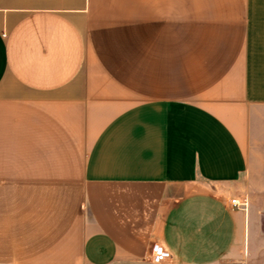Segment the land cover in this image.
I'll return each instance as SVG.
<instances>
[{
	"label": "crops",
	"instance_id": "crops-1",
	"mask_svg": "<svg viewBox=\"0 0 264 264\" xmlns=\"http://www.w3.org/2000/svg\"><path fill=\"white\" fill-rule=\"evenodd\" d=\"M252 143L248 0H0V264H264Z\"/></svg>",
	"mask_w": 264,
	"mask_h": 264
},
{
	"label": "rangeland",
	"instance_id": "rangeland-1",
	"mask_svg": "<svg viewBox=\"0 0 264 264\" xmlns=\"http://www.w3.org/2000/svg\"><path fill=\"white\" fill-rule=\"evenodd\" d=\"M249 4V24H250V57L253 67L264 72V0H248ZM251 166L254 172L264 166V148L261 149L255 143L251 144ZM256 203L261 205L264 214V195L255 198ZM264 261V256L261 258ZM147 264H153L148 262Z\"/></svg>",
	"mask_w": 264,
	"mask_h": 264
},
{
	"label": "built area",
	"instance_id": "built-area-1",
	"mask_svg": "<svg viewBox=\"0 0 264 264\" xmlns=\"http://www.w3.org/2000/svg\"><path fill=\"white\" fill-rule=\"evenodd\" d=\"M231 205L237 210H247L249 202L247 198H234L231 199ZM170 256L159 244H154L152 248V262L153 264H167Z\"/></svg>",
	"mask_w": 264,
	"mask_h": 264
}]
</instances>
